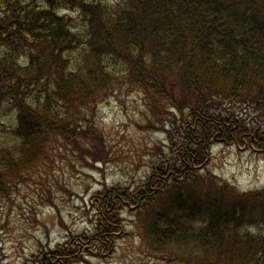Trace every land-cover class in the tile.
Masks as SVG:
<instances>
[{
  "label": "trees",
  "instance_id": "1",
  "mask_svg": "<svg viewBox=\"0 0 264 264\" xmlns=\"http://www.w3.org/2000/svg\"><path fill=\"white\" fill-rule=\"evenodd\" d=\"M125 85L161 116L169 150L160 156L169 163L123 202L106 200L95 235L77 238L110 251L123 228L122 204L169 181L179 203L164 206L154 231L177 244L174 261L210 264L195 263L206 250H195V238L204 237L217 245V264H264V188L239 193L200 176L216 142L264 157V0H0V107L17 104L18 113L0 145V187L6 171L20 174L18 161L36 157L41 166L74 135L97 143L90 121L87 131L65 118L96 109ZM51 139L62 141L47 149ZM230 195L240 201L226 210ZM75 240L44 251L38 264L86 263L88 251Z\"/></svg>",
  "mask_w": 264,
  "mask_h": 264
},
{
  "label": "rangeland",
  "instance_id": "2",
  "mask_svg": "<svg viewBox=\"0 0 264 264\" xmlns=\"http://www.w3.org/2000/svg\"><path fill=\"white\" fill-rule=\"evenodd\" d=\"M96 103V109L87 107L80 111L83 117L78 115L79 111L72 110L65 122L72 127H85L87 131L94 129L97 143L74 135L75 142L64 140L68 142L66 147L48 155L41 166L36 157H31L17 162L24 165L20 174L13 175L14 169L5 172V181L0 187V264H38L37 258L44 251L70 243L75 237V243L88 251L84 264L179 262L171 258L180 257L177 244H165L162 235L158 236L160 232L156 235L154 231L156 220L164 215L161 213L164 206L170 205V210H175L179 203V194L169 189L174 186L169 181L168 187L153 185L140 199L122 204L123 228L110 251L91 249L87 238H77L95 235L97 218L103 214L107 201L123 202V193L132 194L146 186L157 165L163 164L160 167L165 169L167 158L160 155L169 150L161 116L155 117L148 99L136 87L117 88L113 96L98 99ZM16 105L4 103L0 107V145L6 142V136L17 122ZM86 121L93 124L91 130ZM57 141L62 140L51 139L47 149ZM211 146L210 163L200 176L214 174L239 193L264 188L261 154L219 142ZM191 184L192 180L187 187ZM145 197L149 199L143 200ZM233 199L240 201L230 195L225 202L226 210H230L228 203ZM141 202L146 203L140 205ZM112 207L113 204L108 210ZM238 225L236 222L228 228ZM249 231L257 232L254 228ZM215 247L216 244L208 246L204 237H196L195 250H206L201 254L205 259L195 263L217 264L219 256Z\"/></svg>",
  "mask_w": 264,
  "mask_h": 264
},
{
  "label": "water",
  "instance_id": "3",
  "mask_svg": "<svg viewBox=\"0 0 264 264\" xmlns=\"http://www.w3.org/2000/svg\"><path fill=\"white\" fill-rule=\"evenodd\" d=\"M176 264H182V263H176Z\"/></svg>",
  "mask_w": 264,
  "mask_h": 264
}]
</instances>
